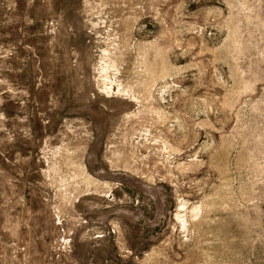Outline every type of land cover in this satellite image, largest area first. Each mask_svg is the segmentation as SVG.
Returning a JSON list of instances; mask_svg holds the SVG:
<instances>
[{
	"label": "rangeland",
	"instance_id": "rangeland-1",
	"mask_svg": "<svg viewBox=\"0 0 264 264\" xmlns=\"http://www.w3.org/2000/svg\"><path fill=\"white\" fill-rule=\"evenodd\" d=\"M0 264H264V0H0Z\"/></svg>",
	"mask_w": 264,
	"mask_h": 264
}]
</instances>
